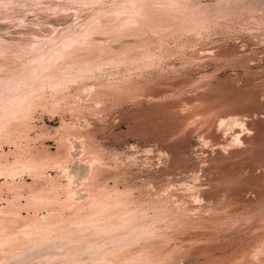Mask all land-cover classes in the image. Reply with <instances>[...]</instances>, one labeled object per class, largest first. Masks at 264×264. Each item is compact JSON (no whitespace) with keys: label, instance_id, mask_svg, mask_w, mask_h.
I'll return each instance as SVG.
<instances>
[{"label":"rangeland","instance_id":"obj_1","mask_svg":"<svg viewBox=\"0 0 264 264\" xmlns=\"http://www.w3.org/2000/svg\"><path fill=\"white\" fill-rule=\"evenodd\" d=\"M0 264H264V0H0Z\"/></svg>","mask_w":264,"mask_h":264}]
</instances>
